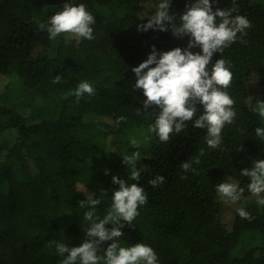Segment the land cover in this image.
Segmentation results:
<instances>
[{"label":"trees","instance_id":"trees-1","mask_svg":"<svg viewBox=\"0 0 264 264\" xmlns=\"http://www.w3.org/2000/svg\"><path fill=\"white\" fill-rule=\"evenodd\" d=\"M68 2L84 4L94 16L93 40L71 34L49 39L50 17ZM193 2L170 0L177 24ZM159 3L0 0V77L6 79L0 87V264H60L63 257L50 242L81 244L87 208H79L78 202L89 195L100 197L96 210L103 218L118 189L113 176L138 183L147 194L133 225L121 229V246L148 245L157 264H264V206L256 203L247 190L250 181L240 174L253 161L264 160V140L255 135L257 127L264 128V118L253 111L257 101H264V0H235L232 15L246 17L251 27L212 57V63L224 59L232 72L226 91L236 112L217 149L207 146L206 129L194 128L192 122L168 143L161 142L151 131L159 109L145 110L142 91L133 90L131 69L153 47L159 54L184 49L189 40L174 37L171 29L138 31L137 25L147 23ZM232 6L233 0H216L213 10ZM56 75L62 77L60 83H53ZM82 81L92 84L95 95L77 102L71 93ZM144 132L147 143L133 146L131 141ZM201 149L200 163L192 164L195 173L183 171L181 164ZM134 151L141 153L138 181L129 179L130 169L122 163ZM99 157L108 164L98 165ZM157 176L164 181L153 188L149 181ZM224 182L244 189L227 219L223 209L228 200L216 191ZM240 208L252 219H242ZM246 232L258 233L259 245L237 251Z\"/></svg>","mask_w":264,"mask_h":264},{"label":"clouds","instance_id":"clouds-1","mask_svg":"<svg viewBox=\"0 0 264 264\" xmlns=\"http://www.w3.org/2000/svg\"><path fill=\"white\" fill-rule=\"evenodd\" d=\"M215 3L216 0H194L190 6L186 5V11L179 15L177 24L176 14L169 11L170 0H160L156 13L147 23L137 25L138 31L153 29L165 32L171 29L174 37H189L184 49L176 47L158 54L153 47L147 59L131 69L135 76L133 90H141L145 97L143 108L159 109L151 131L161 142L168 143L173 133L183 132L188 123L192 122V127L206 129L207 146L217 149L222 144V130L235 120V101L226 91L232 83V72L224 59L219 58L212 63V57L215 53H223L225 48L236 42L238 34L241 37L246 35L251 23L242 15H232L236 11L235 0L227 10H213ZM94 23V16L84 4L74 5L68 2L61 11L50 17L47 32L49 39H55L61 34H71L93 40ZM194 48H199L200 51H191ZM61 79L60 75H56L53 83H60ZM71 95L79 102L85 95H95V89L89 82L82 81ZM197 105L202 107V113ZM253 111L264 118V101H257ZM118 119L122 121L125 117ZM255 135L264 140V128L257 127ZM131 144L136 146L137 142L132 140ZM240 150L242 145L238 151ZM203 154L201 149L199 155L191 161L183 162L182 170L195 173L192 164L198 165ZM140 158L139 151L122 158V163L130 169L129 179L133 181L140 179V171L136 167ZM105 174H108L107 170ZM240 174L250 181L247 190L257 198L256 203L264 206V160L253 161L251 168L243 169ZM163 181V176H157L149 184L155 188ZM112 183L118 185V189L112 193L111 206L103 218H100L96 210L102 204L100 197L93 198L89 195L78 202L79 208H87L83 219L88 223L85 238L79 246L69 247L62 242H50V245H55L56 253L63 257L60 264H100L101 259L104 264H157L158 257L150 246L144 243L121 246L119 239L123 235L121 229L125 224L133 225L139 215V207L147 203L144 188L138 183L128 184L117 176L112 177ZM216 191L220 199L236 203L241 199L244 189L237 183L224 182L216 186ZM102 195H106L104 190ZM237 211L242 219H252L245 209ZM106 225H111V228ZM104 242L110 243L102 248ZM101 250L103 257L98 255Z\"/></svg>","mask_w":264,"mask_h":264},{"label":"rangeland","instance_id":"rangeland-1","mask_svg":"<svg viewBox=\"0 0 264 264\" xmlns=\"http://www.w3.org/2000/svg\"><path fill=\"white\" fill-rule=\"evenodd\" d=\"M44 57V55H43ZM6 82V79L5 78H2L0 77V87H2L4 85V83ZM19 85V82L16 81L13 86L16 87ZM257 104V103H256ZM256 104H255V107H256ZM135 141H138V142H141L143 144L147 143L148 141V134L146 132L144 133H138L136 136H135ZM96 163L100 166H104V165H107L108 164V161L104 158V157H99L98 160L96 161ZM82 189H84L82 187V185H79ZM84 191L87 193L86 189H84ZM237 205V202L236 203H233L231 201H227L226 204L224 205V209H223V214H224V218H228L230 216V214L233 212L234 208L236 207ZM259 242H260V236L258 233L254 232H246L244 235H243V242L241 243V245L237 248V251H242V247L244 246H256V245H259ZM101 257H103V251L100 253ZM101 264H104V261L102 259V263Z\"/></svg>","mask_w":264,"mask_h":264}]
</instances>
